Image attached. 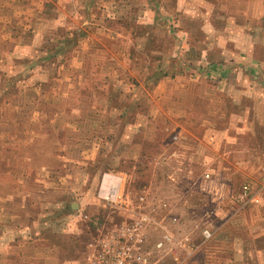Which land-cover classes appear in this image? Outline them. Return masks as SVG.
Masks as SVG:
<instances>
[{"label": "rangeland", "instance_id": "1", "mask_svg": "<svg viewBox=\"0 0 264 264\" xmlns=\"http://www.w3.org/2000/svg\"><path fill=\"white\" fill-rule=\"evenodd\" d=\"M65 1L26 28L0 0V264H105L112 241L129 264H264V104L165 36L246 1ZM151 8L167 24L139 25Z\"/></svg>", "mask_w": 264, "mask_h": 264}, {"label": "crops", "instance_id": "2", "mask_svg": "<svg viewBox=\"0 0 264 264\" xmlns=\"http://www.w3.org/2000/svg\"><path fill=\"white\" fill-rule=\"evenodd\" d=\"M10 1L11 6L13 5L12 1L16 5L20 4V0L18 2H15V0ZM72 1L75 2V0H70L69 2L71 3ZM245 1L247 3L246 9L242 10L240 8L238 9L236 6H233V12L231 13L232 16L230 17L227 14V16L223 18V13L220 14L221 16L219 15L220 17L218 19L214 18L210 20V18L204 17L206 20H202V23L203 26L207 28V33H204L203 31L200 37L197 36L196 39L193 38V35H191L188 29L183 30L180 27L179 20L173 19L174 21H172L170 16V20L168 21L169 30L165 32V36H168L167 38H170L171 41L175 42V44L177 43L176 45L174 44L175 49L172 56L173 58L182 60L184 64H186L185 62L188 54L194 52L195 48L198 47L196 45L197 43L205 44V46L202 48L198 47L201 55L199 56V60L196 61L198 64L196 65L197 67L192 66L195 63L194 62L189 63L188 68L193 69V71H199L201 74L210 71L213 73L215 71L219 72L223 76H230L232 73L236 74V77H238L236 78V81L221 82L222 89L226 91L232 90L235 94H243L244 92H248L250 94L249 97L251 101L249 104H251V106H255L264 104V56L261 54L264 51V0ZM51 4L54 6L56 5L58 12L57 18L48 19L41 17V19L44 22H47L48 25H65V19L63 18L65 15L62 14L63 9L67 8V3L65 0H26V4L20 8V10L26 8V28L28 26H35V24H32L34 18V15L32 14H34V12L43 15L44 11L50 9ZM12 7L16 9V6ZM98 8L99 10L102 9V11H108V7L103 5V3L100 4ZM95 9H97V6ZM151 11L155 15H151ZM151 11L149 10V14L146 12H143V14L141 13L142 15L138 21L139 25H148L149 27L153 28L156 24L160 26L167 24V22L160 24V20H158L156 17L157 10L151 8ZM235 11H237V13ZM94 13L97 16H94ZM144 15H151L154 17L152 19H147ZM243 16L245 21L241 23L239 20ZM97 17H99L98 12H93V14H91L92 21L97 19ZM211 32L216 35L212 39L209 35ZM243 33L246 36H243ZM110 38L112 39L113 36ZM115 39H117V37H115ZM211 41L221 42V45H212L210 44ZM213 52H217L216 55L221 57V68L218 63L215 65V67L213 66V63H211L210 59L212 58L211 55ZM207 66L212 67L208 68ZM247 75L251 76V80H245ZM232 99L233 101H236L235 97ZM239 99H241V103L239 105L244 104V97L239 96ZM62 247L65 246H59L61 250ZM65 261H68V259ZM69 262H64L63 264H68Z\"/></svg>", "mask_w": 264, "mask_h": 264}, {"label": "built area", "instance_id": "3", "mask_svg": "<svg viewBox=\"0 0 264 264\" xmlns=\"http://www.w3.org/2000/svg\"><path fill=\"white\" fill-rule=\"evenodd\" d=\"M118 194H119V187H118V190H117V194H116V198L118 197ZM113 197L112 195H108L106 197V200L110 201L111 199L115 198ZM121 235V237H127L129 234H130V229H126V231L124 233H119ZM205 237L206 238H209L210 235L208 234V232H205ZM112 247H115L114 245V241H112V243L110 245H106V251H110L111 249L114 251V248ZM111 248V249H110ZM113 251H112V254H111V258H110V261L108 263V259L106 256H104L103 258H106L105 260V264H129V262H125V259H126V253L123 252V253H117L115 256H113L112 258V255H113ZM109 253H107L108 255ZM102 258V259H103ZM104 260V259H103ZM87 264H97L96 262V259L95 261L93 259H90V261L87 263ZM100 264V263H99Z\"/></svg>", "mask_w": 264, "mask_h": 264}, {"label": "trees", "instance_id": "4", "mask_svg": "<svg viewBox=\"0 0 264 264\" xmlns=\"http://www.w3.org/2000/svg\"><path fill=\"white\" fill-rule=\"evenodd\" d=\"M67 249V248H66ZM70 258V257H69Z\"/></svg>", "mask_w": 264, "mask_h": 264}]
</instances>
